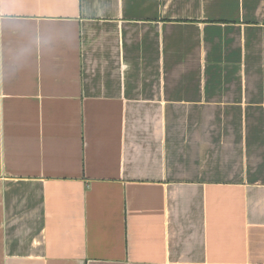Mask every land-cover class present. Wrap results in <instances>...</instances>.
Returning <instances> with one entry per match:
<instances>
[{
  "label": "crops",
  "instance_id": "crops-1",
  "mask_svg": "<svg viewBox=\"0 0 264 264\" xmlns=\"http://www.w3.org/2000/svg\"><path fill=\"white\" fill-rule=\"evenodd\" d=\"M0 264H264V0H0Z\"/></svg>",
  "mask_w": 264,
  "mask_h": 264
},
{
  "label": "clouds",
  "instance_id": "clouds-1",
  "mask_svg": "<svg viewBox=\"0 0 264 264\" xmlns=\"http://www.w3.org/2000/svg\"><path fill=\"white\" fill-rule=\"evenodd\" d=\"M54 42V38L48 35H41L39 37L38 43L42 47H48ZM31 51V45H25L23 48L20 49L19 55L21 57H27L30 54Z\"/></svg>",
  "mask_w": 264,
  "mask_h": 264
}]
</instances>
